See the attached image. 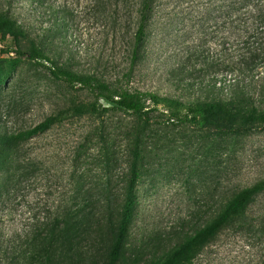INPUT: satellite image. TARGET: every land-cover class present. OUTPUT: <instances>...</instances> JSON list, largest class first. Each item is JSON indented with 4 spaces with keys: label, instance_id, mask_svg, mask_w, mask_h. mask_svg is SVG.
Listing matches in <instances>:
<instances>
[{
    "label": "rangeland",
    "instance_id": "1",
    "mask_svg": "<svg viewBox=\"0 0 264 264\" xmlns=\"http://www.w3.org/2000/svg\"><path fill=\"white\" fill-rule=\"evenodd\" d=\"M48 1L45 16L33 1L0 0V10L31 26L17 45L8 36L0 41V245L16 243L38 208L106 193L118 202L126 188L130 148L136 146L139 176L129 230L131 242L144 245L136 258L131 248L117 264H152L148 258L181 249L211 223L232 193L264 177V125L235 128L237 117L223 115L182 124L169 119L161 106L152 107L148 123L142 124L100 99L108 109L99 115L66 116L30 137L2 139L60 108L95 101L88 89L55 78L46 65L15 52L28 50L33 41L57 66L77 73L120 79L127 87L182 100L221 96L220 89L207 84L211 76L218 82L222 71L205 68L203 59L192 54L195 45L203 49L207 44L198 41L202 34L191 21L180 22L173 14L155 17L130 63L134 2ZM59 5L67 8L64 15L55 12ZM232 219L201 237L179 264H264V189L248 201L242 216Z\"/></svg>",
    "mask_w": 264,
    "mask_h": 264
},
{
    "label": "trees",
    "instance_id": "2",
    "mask_svg": "<svg viewBox=\"0 0 264 264\" xmlns=\"http://www.w3.org/2000/svg\"><path fill=\"white\" fill-rule=\"evenodd\" d=\"M30 1L41 6V11H46L43 12L45 16L51 8L48 0ZM102 1L118 5L120 0ZM131 1L136 5L137 17L130 63L138 57L151 21L155 17L168 19L173 14L180 22L191 21L195 31L202 34L198 41L207 46L202 49L201 45H195L192 54L203 59L205 68L222 71L218 82L216 76H211L207 84L211 89H220L221 96L182 100L151 89L127 87L120 79L109 82L92 74L77 73L57 66L46 50L33 41L28 50L17 48L15 52L26 54L28 59L39 65H46L55 78L88 89L95 96V101L60 108L28 128L3 135L2 139L16 141L30 137L66 116L99 115L108 109V106L98 103L100 99L117 109L129 111L142 124L148 123L152 107L161 106L169 119L182 124L195 125L206 116L223 115L237 117L233 122L235 128L264 125V107L261 106L264 103V0ZM170 3L173 5L169 8ZM65 11L66 6H56L55 12L64 15ZM30 27L0 10V41L8 36L13 45H17V39L26 37ZM131 70L130 66L125 76ZM243 107L247 109L242 110ZM129 154L126 188L118 196V202L112 194L106 193L94 199L33 210L27 230L20 232V239L16 243H1L0 264H117L131 248L136 258L137 250H142L144 244L131 242L129 228L134 216L140 155L136 146H131ZM20 166L18 164L17 168ZM262 189L264 177L238 189L213 214L211 223L181 249L174 247L162 258H148V263L179 264L191 247L201 244V237L208 233L213 235L223 222L242 216L248 201Z\"/></svg>",
    "mask_w": 264,
    "mask_h": 264
}]
</instances>
